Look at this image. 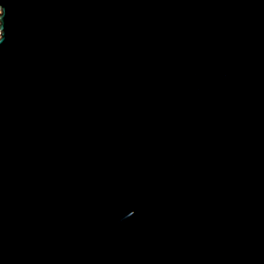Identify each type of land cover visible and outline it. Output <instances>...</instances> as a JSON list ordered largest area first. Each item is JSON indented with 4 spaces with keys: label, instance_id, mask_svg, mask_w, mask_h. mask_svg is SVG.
<instances>
[{
    "label": "water",
    "instance_id": "95a60500",
    "mask_svg": "<svg viewBox=\"0 0 264 264\" xmlns=\"http://www.w3.org/2000/svg\"><path fill=\"white\" fill-rule=\"evenodd\" d=\"M0 8V264H264V0Z\"/></svg>",
    "mask_w": 264,
    "mask_h": 264
},
{
    "label": "snow or ice",
    "instance_id": "6c2138e0",
    "mask_svg": "<svg viewBox=\"0 0 264 264\" xmlns=\"http://www.w3.org/2000/svg\"><path fill=\"white\" fill-rule=\"evenodd\" d=\"M4 15V8H0V17Z\"/></svg>",
    "mask_w": 264,
    "mask_h": 264
},
{
    "label": "clouds",
    "instance_id": "9594fccd",
    "mask_svg": "<svg viewBox=\"0 0 264 264\" xmlns=\"http://www.w3.org/2000/svg\"><path fill=\"white\" fill-rule=\"evenodd\" d=\"M0 37H2V34H0Z\"/></svg>",
    "mask_w": 264,
    "mask_h": 264
}]
</instances>
